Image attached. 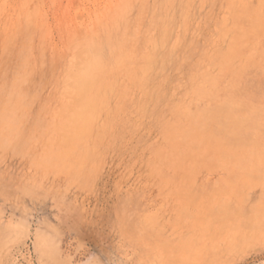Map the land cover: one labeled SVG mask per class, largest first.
<instances>
[{"label":"rangeland","instance_id":"1","mask_svg":"<svg viewBox=\"0 0 264 264\" xmlns=\"http://www.w3.org/2000/svg\"><path fill=\"white\" fill-rule=\"evenodd\" d=\"M0 264H264V0H0Z\"/></svg>","mask_w":264,"mask_h":264},{"label":"bare ground","instance_id":"2","mask_svg":"<svg viewBox=\"0 0 264 264\" xmlns=\"http://www.w3.org/2000/svg\"><path fill=\"white\" fill-rule=\"evenodd\" d=\"M177 5H178V4H177ZM179 9H180V8H179ZM197 25H198V24H197ZM83 27H84V26H83ZM75 34H76V33H72V34L70 35V36H71V44L73 43V39L75 38ZM72 37H73V38H72ZM71 44H70V45H71ZM104 44H105V43H104ZM152 44H153V43H152ZM91 46H92V45H91ZM102 46H103V45H102ZM156 46H157V44H156ZM83 47H84V46H83ZM112 47H114V46H112ZM174 47H175V46H174ZM104 48H105V47H104ZM85 50H86V49H85ZM87 50H88V49H87ZM95 50H96V49H95ZM82 51H83V50H82ZM82 51H81V52H82ZM90 51H91V50H90ZM98 51H99V50H98ZM85 52H86V51H85ZM96 52H97V51H96ZM100 52H101V51H100ZM74 53H75V52H74ZM83 53H84V52H83ZM97 54H98V53H97ZM110 54H111V52H110ZM72 55H73V54H72ZM78 55H79V54H78ZM88 55H89V54H88ZM90 55H91V53H90ZM101 55H102V54H101ZM97 57H98V56H97ZM78 58H80V57H78ZM89 58H90V57H88V59H89ZM83 59H84V58H82L81 60H83ZM85 59L87 60L86 56H85ZM81 60H80V61H81ZM76 61H77V60H76ZM84 61H85V60H84ZM93 61H94V60H93ZM97 62H98V61H97ZM77 63H78V61H77ZM74 65H75V63H74ZM82 65H83V64H82ZM31 66H32V65H31ZM31 66H30V67H31ZM76 66H77V65H76ZM85 67H86V66H85ZM24 69H25V68H24ZM78 69H79V67H78ZM78 69H77V70H78ZM73 70H75V69H73ZM81 70H82V69H81ZM78 71H79V70H78ZM72 72H73V71H72ZM77 74H78V73H77ZM79 74H80V73H79ZM15 75H16V74H15ZM70 76H71V75H70ZM72 76H75V75H72ZM88 79H89V78H88ZM90 79H91V78H90ZM72 80H73V79H72ZM72 80H71V81H72ZM78 80H80V78H79ZM91 80H93V79H91ZM91 80H90V81H91ZM76 81H77V80H76ZM80 81H81V80H80ZM80 81H79V82H80ZM87 81H88V80H87ZM79 82H77V83H79ZM80 83H81V82H80ZM78 85H80V84H78ZM74 86H75V85H74ZM77 87H78V86H77ZM75 88H76V87H75ZM104 89H105V88H104ZM77 90H78V88H77ZM75 91H76V90H75ZM105 92H106V91H105ZM88 97H89V96H88ZM87 102H88V101H87ZM87 102H85L84 105H86ZM91 102H92V100H91ZM70 103H71V102H70ZM87 108H88V107H86V110H87ZM91 108H92V106H91ZM91 108H90V109H91ZM94 109H95V108H94ZM59 111H60V110H59ZM91 111H92V110H91ZM61 112H62V111H61ZM92 112H93V111H92ZM58 114H59V113H58ZM97 114H98V113H97ZM97 114H96V115H97ZM105 115H106V114H105ZM75 116H76V115H75ZM88 117L90 118V116H88ZM95 119H97V118H95ZM90 122H91V121H90ZM72 124H73V123H72ZM76 131H77V130H76ZM70 134H71V133H70ZM72 139H73V138H72Z\"/></svg>","mask_w":264,"mask_h":264}]
</instances>
